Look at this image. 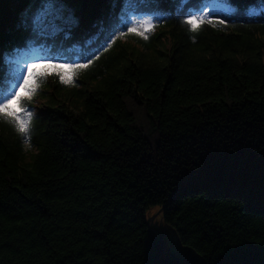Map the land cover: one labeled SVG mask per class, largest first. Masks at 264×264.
<instances>
[{
  "label": "trees",
  "instance_id": "trees-1",
  "mask_svg": "<svg viewBox=\"0 0 264 264\" xmlns=\"http://www.w3.org/2000/svg\"><path fill=\"white\" fill-rule=\"evenodd\" d=\"M58 1L80 23L34 36L30 0H0V90L18 47L52 63L98 57L85 89H44L27 137L0 119V264H144L155 206L205 264H260L264 0H222L231 9L209 18L225 24L197 32L181 21L215 0ZM130 11L154 13L156 32L104 51Z\"/></svg>",
  "mask_w": 264,
  "mask_h": 264
},
{
  "label": "snow or ice",
  "instance_id": "snow-or-ice-1",
  "mask_svg": "<svg viewBox=\"0 0 264 264\" xmlns=\"http://www.w3.org/2000/svg\"><path fill=\"white\" fill-rule=\"evenodd\" d=\"M75 3L81 5H96V4H117L122 3L123 0H74ZM157 3L162 0H156ZM198 4L199 0H195ZM57 0H41V6L33 16L32 20L25 21V26L31 23L33 35H38L43 26L55 27L56 22L63 20L60 14V9L56 7ZM210 9L207 6L203 8L195 7L193 11L185 14L184 19L181 21L189 31L197 32L200 26L205 24L219 23L225 24L224 19L209 18ZM168 18L167 16L164 17ZM155 17L150 14L141 16L133 15L127 18L125 24L126 31L117 29L113 31L107 38L104 45V51L112 46L117 36L125 37L126 35H136L143 40H147L149 34L155 29ZM3 34L0 30V55H5L2 52ZM94 58H98L93 54L92 56L85 57L84 63H52L51 61H38L28 62L23 65V72L17 78V82L11 88L5 86L0 90V119H5L10 122L15 129L21 134L22 137H27L31 128L32 109H27L24 105L31 100L35 95L39 82L42 78L52 74L56 75L61 83L71 85L75 81L77 73L82 69H87L93 62ZM20 89L24 90L21 94ZM13 104L16 107H13ZM224 264H243L240 261L227 260ZM260 264H264V250L261 251Z\"/></svg>",
  "mask_w": 264,
  "mask_h": 264
},
{
  "label": "rangeland",
  "instance_id": "rangeland-1",
  "mask_svg": "<svg viewBox=\"0 0 264 264\" xmlns=\"http://www.w3.org/2000/svg\"><path fill=\"white\" fill-rule=\"evenodd\" d=\"M216 2H218V1H216ZM40 6H41V0H30V4L26 7V9L30 10L31 8H34V11L36 14V12L40 8ZM56 7L61 10L60 14L63 17V20L57 21L55 27L43 26L41 28V30L39 31L43 36L61 34L62 32L67 34V33H69V31L71 33V31H73L74 27L80 23V17L78 16V14L76 13V11L74 9H71V8H68V7L62 5L60 3V1H58V0H57ZM215 9L221 10L220 8H215ZM261 11H262V13H264V8H262ZM32 18H33V16L30 18L29 22L32 20ZM119 29H123L124 31H126L125 26L119 25ZM155 32H156V30H155ZM153 33L154 32H151L150 34H153ZM132 37L133 36H131V35H126L125 37H122V38L117 36V38L115 39V42L112 45H117L120 43L121 44H129L131 46L138 47L139 49H142V46L140 44H137L136 40L132 39ZM163 40H165V43H166L164 45L165 48H170L171 47L170 40L167 38H163ZM32 57L33 58L27 59L25 62L19 60L18 58H15L14 63H15V66H16L18 72H17V76H16L15 80H12L10 82L9 88H11L12 85L17 82V78L22 75L23 65L25 63L38 62L39 61L38 59H36V56H32ZM40 61H45V60H40ZM84 62H86V61H80V63H84ZM58 63L64 64V63H70V62H58ZM84 73H85V71L83 69L80 70L75 77L74 83L71 85H66V84L61 83L60 79L56 75H52V74L42 78L40 81H38L39 87H38L35 95H33L31 100H30V101H33L32 104H29V101H28L24 105V107L27 109L34 110V111H32V116H35V115L39 114L40 112H42L44 110V108L46 107V99L44 97H42L41 95H42V92L44 91V89H46V88L48 89L49 92H51L52 88H50V87H53L55 90L58 88L59 85H62V86H64L63 90H68V94L73 92L75 89H82V88L85 89V87H83L82 82L79 81V79L81 78L82 75H84ZM20 92H21V94H24L23 89H20ZM65 93H67V92H65ZM13 107H16V105L13 104ZM25 144H26L25 152H27L28 153L27 155L29 156V154L35 150V147L29 146L28 142H25ZM31 150H33V151H31ZM158 207H160V206H155V207L151 208L148 211L147 215H149L152 211H154Z\"/></svg>",
  "mask_w": 264,
  "mask_h": 264
},
{
  "label": "water",
  "instance_id": "water-1",
  "mask_svg": "<svg viewBox=\"0 0 264 264\" xmlns=\"http://www.w3.org/2000/svg\"><path fill=\"white\" fill-rule=\"evenodd\" d=\"M164 207L149 215L150 231L144 264H205L199 252L185 245L162 217Z\"/></svg>",
  "mask_w": 264,
  "mask_h": 264
}]
</instances>
